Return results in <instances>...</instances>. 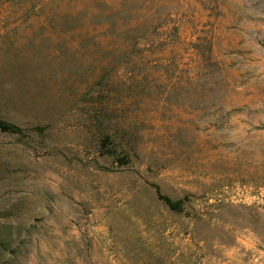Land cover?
Masks as SVG:
<instances>
[{
  "label": "rangeland",
  "instance_id": "1",
  "mask_svg": "<svg viewBox=\"0 0 264 264\" xmlns=\"http://www.w3.org/2000/svg\"><path fill=\"white\" fill-rule=\"evenodd\" d=\"M0 120V264H264V0H0Z\"/></svg>",
  "mask_w": 264,
  "mask_h": 264
},
{
  "label": "trees",
  "instance_id": "2",
  "mask_svg": "<svg viewBox=\"0 0 264 264\" xmlns=\"http://www.w3.org/2000/svg\"><path fill=\"white\" fill-rule=\"evenodd\" d=\"M35 132L36 133H41L44 129L42 127H36L35 129ZM0 132H3V133H10V134H17V133H20L21 132V129L16 126V125H13V124H9L7 122H4L2 120H0ZM157 194H158V198L163 201L170 210L172 211H176V212H181L182 210V207H181V204H182V201H172L170 200L169 198L161 195V193L159 191H157Z\"/></svg>",
  "mask_w": 264,
  "mask_h": 264
}]
</instances>
